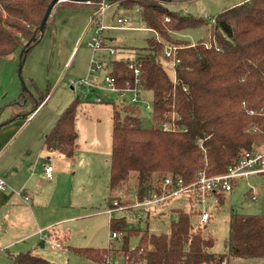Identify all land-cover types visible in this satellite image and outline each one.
<instances>
[{"label": "trees", "instance_id": "trees-1", "mask_svg": "<svg viewBox=\"0 0 264 264\" xmlns=\"http://www.w3.org/2000/svg\"><path fill=\"white\" fill-rule=\"evenodd\" d=\"M52 1L0 0V57L19 50L23 65L32 46L44 35L45 29L41 31L40 26ZM106 1L117 6L118 15L141 8L142 22L156 34L137 59L139 87L153 94L150 112L153 127L142 126L144 109L141 106L125 102L112 105L108 204L110 209L116 207L115 202L127 206L126 212L134 208L138 215L139 209L145 210V206L135 205L149 200L154 193L161 196L174 192L178 180L189 186L202 175L225 173L244 151L264 146V0H248L225 9L210 21V42L203 38L194 44L174 40L170 34L202 27L208 19L166 7L180 0ZM102 2H57L48 21L56 6L90 7L96 12ZM98 22L94 20V24ZM165 45L179 47L176 57L180 62L175 67L177 83L166 69L169 63L164 58ZM130 61L114 59L111 62L110 76L116 86L134 85L135 73L129 67ZM81 102L75 98L60 114L45 137L46 150L74 157ZM251 110L255 115L249 114ZM167 178H172L173 183L164 188ZM236 185L237 181L233 186ZM252 193L253 189L249 197ZM225 194L218 193V207L225 200ZM212 196L208 193V198ZM172 199L175 198L153 205L168 208ZM179 199L182 204L170 209L169 214L174 217L167 231H153L149 224L141 229L126 214L112 215L110 232L117 233L115 239L122 242L121 249L86 247L74 251L104 263L110 255L121 252L124 264H228L239 258L264 259V215L232 212L226 251L216 253L214 241L206 236L208 224L199 225L202 191L196 186ZM167 212L165 209L159 214L151 213V218ZM149 218L150 215L147 223ZM133 237L138 238L135 247L130 246ZM13 263L50 264L29 251L15 256Z\"/></svg>", "mask_w": 264, "mask_h": 264}, {"label": "rangeland", "instance_id": "rangeland-1", "mask_svg": "<svg viewBox=\"0 0 264 264\" xmlns=\"http://www.w3.org/2000/svg\"><path fill=\"white\" fill-rule=\"evenodd\" d=\"M245 1L248 0H180V2L167 4L168 9L179 11L185 15L192 14L197 17L206 15L208 17V23L202 27L171 32L170 35L174 40H185L192 44L203 38L210 42L209 20L225 9ZM116 9L117 6L112 5L99 18L103 26L101 30L96 24L92 26L93 21L97 18V11H93L92 8L56 6L45 27L43 37L32 46L22 67L20 66L19 50L10 56L0 57V126L10 122V124L22 121L26 123L27 116L23 115L34 110L45 95H48V98L40 108L39 116L29 122V124L32 123V126H37L44 120H55L73 99L81 98L85 93L88 94L86 100H81L78 117L81 121H84L85 117L93 121L89 123V129L86 131L89 136L88 140L94 145L90 144V151L79 150L76 154L77 162L70 161L68 164H71L72 167L65 170L66 175L70 177L77 171L74 175V207L69 209V213L57 212L56 216L58 219H63L66 216L74 218L56 228L65 236L62 241L59 237L57 238L56 242L62 244L60 248L52 247L51 244L54 242L52 236L47 238L45 248H43V258L47 259L50 264H105L78 254L74 250L75 248H108L112 246L121 249L122 242L111 237L109 228L111 214L106 213L110 207L108 197L112 153V120L109 119L108 123L107 116L110 117L112 114L113 103L125 102L129 104L133 93L127 92L122 97L119 93L111 90L94 89L95 91H91L89 85L80 84V81L88 80L91 62L94 61L95 66H101L94 74L95 84L108 89L105 77L111 70V62L114 59L136 61L140 53H145L149 39L154 38L156 34L146 28L139 17L141 13H138L136 8L127 12L133 15V21L125 26L117 22ZM131 27H137V29L134 30ZM98 32H101L99 35L104 40L103 47H91L90 42ZM112 49L115 50L114 55ZM166 69L170 75H173L170 65ZM96 94L101 95L103 102H92ZM152 98V92H140V99H144L147 103H152ZM13 110L16 111L15 114H13ZM100 119L102 123L99 124ZM106 124L107 132L108 128L110 129L108 136ZM32 126L31 128H33ZM98 126V137L101 144L93 142L94 136L97 135V130L94 128ZM142 126L144 128L153 127L150 112L145 110L142 114ZM60 157L68 161L65 156L60 155ZM64 184H67L66 181ZM251 189L255 194L254 200L251 196L249 197ZM209 201V212L212 217L205 229L206 236L214 241V252L224 253L232 212L264 215V177L253 175L248 180H238L233 190L225 194V200L219 207L212 199ZM179 204H182L181 200L179 197H175L169 201L168 208L149 204L145 206V210L138 208V215L133 211V208L127 212L115 211L113 216L120 217L126 214L132 223L141 229H145L149 224L153 231H167L170 220L174 217L169 214L170 209L173 208V205ZM165 209L168 211L166 214L151 218L153 216L151 213L159 214ZM148 215H150V223H147ZM43 240L45 241L44 238ZM137 243L138 238L133 237L130 246L135 247ZM124 258L121 252H117L115 255H110L106 263L109 264L108 260L111 259L114 261L112 264H124ZM255 263L264 264V259L239 258L231 260L228 264ZM0 264H13V262L6 256L5 258L0 257Z\"/></svg>", "mask_w": 264, "mask_h": 264}, {"label": "crops", "instance_id": "crops-1", "mask_svg": "<svg viewBox=\"0 0 264 264\" xmlns=\"http://www.w3.org/2000/svg\"><path fill=\"white\" fill-rule=\"evenodd\" d=\"M99 23L101 22L96 23V26H99ZM94 25L93 21L92 26ZM131 28L137 29V27ZM47 98L48 95L40 106L37 105L32 110L33 112L23 115L27 116L26 123L22 121L10 124V122L0 126V179L4 180L7 186L5 190L0 189V257L7 256L12 262L15 256L28 251L43 257V248H45L47 240H43L41 232L48 233L53 237V241H58V237L60 241L65 238L56 228L74 217L66 216L63 219H58L56 214L57 212L69 213V209L74 207V175L77 173L75 171L70 177L66 175L65 170L72 167L71 164H68L70 161L77 162L78 151H90L89 146L92 143L88 140L89 136L86 130L89 129V123L93 121L87 117L81 121L77 116L78 138L74 157L65 156L67 161L60 157L63 154L46 150L44 147L46 135L63 110L74 100L61 111L55 120H44L39 125L32 126V123L29 124V122L39 116L40 108L45 104ZM13 111L15 114L16 111ZM112 116L113 110L106 120L108 123L109 119L112 120L113 129ZM99 121V124L102 123L101 119ZM98 128L99 126L94 128L97 130V135L94 136L93 142L101 144ZM28 129L29 131L25 133ZM106 134L107 136L110 134L109 128L107 132V124ZM45 164H51L54 167L51 179L47 178L44 172ZM64 181H66V185ZM108 210H106L107 214H109Z\"/></svg>", "mask_w": 264, "mask_h": 264}, {"label": "built area", "instance_id": "built-area-1", "mask_svg": "<svg viewBox=\"0 0 264 264\" xmlns=\"http://www.w3.org/2000/svg\"><path fill=\"white\" fill-rule=\"evenodd\" d=\"M104 1L106 0H103L100 6V9L97 11L96 19L99 22H100L99 18L103 16L106 10L112 5H114L112 3H109L108 1L106 2ZM89 2L90 1H88V3ZM141 10H142L141 8L136 7V11L138 13H140ZM204 18L207 19L208 17L205 15ZM132 21H133V15L130 13L117 16V22L120 25L125 26L131 23ZM209 21H213V18L210 19ZM98 27H100V29L102 30L103 29L102 23H100ZM99 34H101V32H98V34L92 38L93 41L90 42L91 47H94V48L103 47L104 40ZM178 49L179 47L174 46V45H165L164 47V58L168 61L169 65L172 68V73H173L172 77H173L174 83L178 82V78L175 72V67L180 62V60L176 57V53ZM111 51H112V54L114 55L115 50L112 49ZM138 64L139 63L137 62V60L136 61L131 60L129 63V67L134 69V73H135V80H134L133 86H129V84H127L126 87H122V88L116 86L115 79L110 76L111 70L107 73L105 77V81L107 82V85L109 88L104 89L103 87H101V85H96L94 74L96 73L97 69L100 68L101 66H95L94 61L91 62L90 71H89L90 75H89L88 80H82L80 81V84L86 83L87 85L91 87L90 89L91 91H95L94 89H97L100 91H103V90L115 91L119 93V95L122 97H124L127 92H131L133 93V96L129 99V104L141 106L145 111L151 112L153 110V104L147 103L144 99H140V92H142L143 90H141V88L139 87L140 70L137 67ZM95 93H98V92H95ZM87 96L88 94L85 93L83 97L81 98L76 97V98H79L80 100H86ZM92 102L101 103L103 102V98L101 97V95L96 94ZM249 114L255 115V111L251 110L249 111ZM166 127L169 128L170 126L166 125ZM53 171H54L53 165L45 164L44 172L47 178L51 179L53 177ZM263 173H264V146L254 148L253 150L244 151L239 161L236 162L234 165L230 166L225 173L211 176V177H206L205 175H202L197 182L189 186H184L182 183V180H178L176 183L177 188L174 190V192L170 194L165 193V194H162L161 196H159L157 193H154L152 195V198H150L149 200L145 202H138L135 206L136 207L147 206L149 204H155V203L166 201L171 198L179 197L181 194L191 193L194 190V187L197 186L202 191V214L199 219V225L202 227L208 224L211 218V215H212L208 209V205H209L208 203H210L209 201L210 199H212L215 204H218L219 202V198L217 196L218 193H221V192L227 193V192L232 191L234 188L233 184L235 181H238L240 179L248 180L253 175H262ZM172 183H173V179L167 178L165 180L164 188H167ZM6 187L7 186H6L5 181L0 179V189L5 190ZM208 193H211L213 196L208 198ZM251 198L252 200L255 199L254 193H252ZM114 205L116 206L115 208L108 210V213L111 214V216L113 215L115 211H125L127 209V206H119L117 202H115ZM41 235L45 240H47V238L49 237L48 233L41 232ZM111 237L112 239H114L118 237V235L117 233L114 232V233H111ZM51 245L52 247L61 246V244L57 243L56 241H54ZM108 262L109 264H112L114 261H111V259H109Z\"/></svg>", "mask_w": 264, "mask_h": 264}, {"label": "water", "instance_id": "water-1", "mask_svg": "<svg viewBox=\"0 0 264 264\" xmlns=\"http://www.w3.org/2000/svg\"><path fill=\"white\" fill-rule=\"evenodd\" d=\"M62 1H65V0H53L51 5L48 7L45 15H44V18L42 20V23H41V26H40V30L43 31L46 27V24H47V21H48V18L51 14V11H52V8L54 7V5L57 3V2H62ZM22 67V65H20Z\"/></svg>", "mask_w": 264, "mask_h": 264}]
</instances>
